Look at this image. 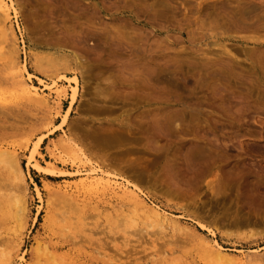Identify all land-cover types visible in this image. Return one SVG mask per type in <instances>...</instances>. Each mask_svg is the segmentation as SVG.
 <instances>
[{
  "label": "rangeland",
  "instance_id": "rangeland-1",
  "mask_svg": "<svg viewBox=\"0 0 264 264\" xmlns=\"http://www.w3.org/2000/svg\"><path fill=\"white\" fill-rule=\"evenodd\" d=\"M156 1L6 0L0 264H234L207 250L214 241L264 264L250 259L264 258V0H159L167 9ZM257 36L263 45L251 44ZM21 64L35 87L54 80L63 91L50 108L16 86ZM31 156L55 174L35 170ZM81 165L139 192L143 207L77 186ZM149 209L189 232L153 223Z\"/></svg>",
  "mask_w": 264,
  "mask_h": 264
},
{
  "label": "bare ground",
  "instance_id": "bare-ground-1",
  "mask_svg": "<svg viewBox=\"0 0 264 264\" xmlns=\"http://www.w3.org/2000/svg\"><path fill=\"white\" fill-rule=\"evenodd\" d=\"M10 1V0H9ZM159 1V0H158ZM158 1H156V2H158ZM160 1H162V0H160ZM166 1H168V0H163V2L165 3ZM169 1H171V0H169ZM262 1V0H261ZM138 2V1H137ZM155 2V1H154ZM163 2H161V4L158 2V4L159 5H161V7L163 8V7H165L166 8V6L164 5L163 6ZM172 2V1H171ZM178 2V1H177ZM177 2H175L174 1V3H177ZM188 2H189V0H188ZM238 2V1H237ZM240 2V4H241V1H239ZM252 2V0H250V4L253 6V5H255V3H257V1L253 4V2ZM11 3V2H10ZM130 3V2H129ZM146 3V2H145ZM173 3V4H174ZM218 3H219V1H218ZM224 3V2H223ZM247 3H248V5L247 6H245V9L247 10V9H249L250 8V10L251 11H256V10H258V8L257 9H254V7H251V5H249V1H247ZM125 4H127V2L125 3ZM134 4V3H133ZM136 4V3H135ZM147 4V3H146ZM145 4V5H146ZM157 4V3H156ZM169 4H171V3H169L168 2V7H172V4L169 6ZM228 4V3H227ZM233 4H235V3H233ZM239 4V5H240ZM71 5V4H70ZM69 5V6H70ZM130 5V4H129ZM152 5V4H151ZM154 5V4H153ZM152 5V6H153ZM178 5V4H177ZM242 5V4H241ZM240 5V6H241ZM75 6V5H74ZM74 6H72V8H74ZM79 6V5H78ZM131 6V5H130ZM140 6V5H139ZM154 6H156V5H154ZM239 6V7H240ZM249 6V7H248ZM10 4H8L7 2H6V0H0V11L2 12V14L6 17V18H8V16H9V10H10ZM81 7V6H80ZM132 7V6H131ZM146 7V6H145ZM148 7V6H147ZM157 7H158V5H157ZM167 7V8H168ZM174 7V6H173ZM172 7V8H173ZM228 7H230V5L228 6ZM247 7V8H246ZM68 8V7H67ZM71 8V7H70ZM126 8H127V6H126ZM137 8H139V7H137ZM142 8V7H141ZM140 8V9H141ZM164 8V9H165ZM166 8V9H167ZM171 8V9H172ZM215 8V7H214ZM241 8V7H240ZM256 8V7H255ZM69 9V8H68ZM76 9H78V7L76 8ZM97 9V8H96ZM163 9V10H164ZM175 9V8H174ZM66 10V9H65ZM72 10H74V9H71V11ZM162 10V9H161ZM178 10V9H177ZM245 10V11H246ZM70 11V12H71ZM78 11V10H77ZM76 11V12H77ZM154 11V10H153ZM152 11V12H153ZM173 11H175V10H173ZM243 11V10H242ZM241 11V12H242ZM248 11V10H247ZM251 11H249V13L251 12ZM69 12V11H68ZM177 12V11H176ZM227 12V11H226ZM233 12V11H232ZM236 12H237V10H236ZM236 12H234V13H236ZM65 13V12H64ZM91 13V12H90ZM188 13V12H187ZM257 13V12H256ZM256 13H254V14H256ZM92 14V13H91ZM155 14V13H154ZM193 14V13H192ZM236 14H238V13H236ZM235 14V15H236ZM254 14L253 13H251V15H253L254 16ZM63 15V14H62ZM66 15V14H65ZM69 15L71 16V14L69 13ZM90 15V14H89ZM96 15V14H95ZM165 15V14H164ZM218 15V14H217ZM225 15V14H224ZM246 15V14H245ZM261 15L262 14H260L259 15V17H261ZM149 16V15H148ZM206 16V15H205ZM211 16V15H210ZM221 16V15H220ZM219 16V17H220ZM230 16V19H231V16L232 15H229ZM233 16H234V14H233ZM237 16V15H236ZM241 16H243L242 15V13H241ZM75 17V16H74ZM91 17V16H90ZM139 17V16H138ZM172 17V16H171ZM208 16H206V18H207ZM212 17V16H211ZM215 17V16H214ZM217 17V16H216ZM218 17V18H219ZM251 17V16H250ZM165 18V17H164ZM168 18H170V17H168ZM167 18V19H168ZM205 18V17H204ZM210 18V17H209ZM213 18V17H212ZM221 18H223V17H221ZM241 18V17H240ZM252 18V17H251ZM264 18V17H263ZM9 19V18H8ZM156 19H159V18H156ZM198 19V18H197ZM200 19V18H199ZM203 19V18H202ZM232 19H234V21L236 22V20H235V18H232ZM231 19V20H232ZM250 19V18H249ZM259 19V18H258ZM261 19V18H260ZM175 20V19H174ZM204 20V19H203ZM210 20V19H209ZM216 20V19H215ZM218 20V19H217ZM238 20V19H237ZM244 20V19H243ZM75 20H73V22H74ZM78 21V20H77ZM82 21H84V20H82ZM122 21H123V18H122ZM127 21H128V19H127ZM242 21V20H241ZM240 21V22H241ZM247 21V20H246ZM253 21V20H252ZM252 21H250V22H252ZM67 22V21H66ZM72 22V23H73ZM124 22V21H123ZM201 22V21H200ZM199 22V23H200ZM260 22V21H259ZM262 22V21H261ZM76 23V22H75ZM89 23H91V22H89ZM118 23V22H117ZM198 23V22H197ZM203 23H204V21H203ZM232 23V22H231ZM64 24V23H63ZM78 24V23H77ZM94 24V23H93ZM128 24V23H127ZM126 24V25H127ZM196 24V23H195ZM205 24V23H204ZM235 24H237V23H235ZM235 24H233L234 26H235ZM255 24V23H254ZM61 25V24H60ZM70 25V24H69ZM73 25V24H72ZM121 25V24H120ZM201 25V24H200ZM225 25V24H224ZM257 25H259L258 23H257ZM71 26V25H70ZM77 26H79V25H77ZM81 26V25H80ZM83 26V25H82ZM86 26V25H85ZM91 26V25H90ZM198 26V25H197ZM210 26H212V24L210 25ZM217 26V25H216ZM234 26H233V28H234ZM246 26H248V25H246ZM251 26V25H250ZM262 26V25H261ZM118 27V26H117ZM128 28H129V25L127 26ZM202 28H204L203 26H201ZM201 27H200V29H201ZM209 27V26H208ZM221 27H223V25L221 26ZM226 27V26H225ZM237 27H239L240 28V25H237ZM236 27V28H237ZM254 27V26H253ZM257 28H258V26H256ZM66 28V27H65ZM71 28V27H70ZM88 28V27H87ZM93 28V27H92ZM103 28V27H102ZM105 28V27H104ZM119 28H120V26H119ZM124 28V27H123ZM137 27H135V29H136ZM197 28H199V27H197ZM205 28H206V26H205ZM224 28V27H223ZM233 28H231L230 29V31L233 29ZM241 28H243L242 26H241ZM248 28V27H247ZM252 28V27H251ZM250 28V29H251ZM73 29V28H72ZM114 29H116V28H114ZM125 29V28H124ZM123 29V30H124ZM130 29V28H129ZM207 29V28H206ZM217 29H219V28H217ZM216 29V30H217ZM228 29V28H227ZM249 29V30H250ZM65 30V29H64ZM70 29H68V31H69ZM74 30V29H73ZM77 30V29H76ZM90 30V29H89ZM93 30V29H92ZM104 30V29H103ZM131 30H133L132 28H131ZM130 30V31H131ZM138 30V29H137ZM202 30V29H201ZM234 30V29H233ZM239 30V32H240V29H238ZM245 30V29H244ZM62 31V30H61ZM72 31V30H71ZM70 31V32H71ZM81 31V30H80ZM100 31V30H99ZM102 31V30H101ZM117 31V30H116ZM120 31H121V29H120ZM136 30H134V32H135ZM195 31H197V30H195ZM200 31V30H199ZM204 31V30H203ZM217 31H219V30H217ZM257 30H255V32H256ZM4 32H6V34L8 35V36H10V38H11V41H12V44H13V46L14 45H16V40H15V36H14V33H13V31H12V28H11V26L10 27H7L6 29H5V31ZM4 32H3V34H4ZM70 32L68 33V34H70ZM103 33L105 32V31H102ZM127 32H128V30H127ZM133 32V33H134ZM137 32H139V31H136V34H137ZM226 33H227V30L225 31ZM229 32V31H228ZM232 32H234V31H232ZM236 32V31H235ZM75 33V32H74ZM106 33V32H105ZM119 33V32H118ZM132 33V34H133ZM140 33V32H139ZM220 34H221V31L219 32ZM2 34V35H3ZM60 34V33H59ZM65 34V33H64ZM71 34H72V32H71ZM78 34V33H77ZM108 34V33H107ZM106 34V35H107ZM124 34H126V33H124ZM228 34V33H227ZM252 34V33H251ZM250 34V35H251ZM66 35V34H65ZM73 35V34H72ZM84 35V34H83ZM109 35L111 36V34L109 33ZM144 35V34H143ZM142 35V36H143ZM254 35V34H253ZM260 36H261V34H259ZM59 36V35H58ZM81 36V35H80ZM109 36V37H110ZM256 36V35H255ZM254 36V37H255ZM201 37H202V35H201ZM246 37V36H245ZM247 37H249V36H247ZM262 37V36H261ZM68 38V37H67ZM98 38V37H97ZM141 38V37H140ZM257 38H258V36H257ZM69 39V38H68ZM127 39V38H126ZM260 38H258V40H254V39H251L250 40V42H251V44H254L255 46L256 45H263L262 43H261V40H259ZM108 40V39H107ZM106 40V41H107ZM120 40H122V39H120ZM119 40V41H120ZM193 40V39H192ZM196 40V39H195ZM240 40V39H239ZM109 41H112V40H108V42ZM127 41H128V39H127ZM140 41V40H139ZM113 42V41H112ZM111 42V43H112ZM130 42V41H129ZM136 42V41H135ZM134 43V42H133ZM128 44H131V42L130 43H128ZM133 45V44H132ZM112 46H113V44H112ZM114 46H116V44L114 43ZM118 46V45H117ZM116 46V47H117ZM120 46V45H119ZM131 45H129V47H130ZM150 46V45H149ZM122 47V46H121ZM134 47H135V44H134ZM140 47V46H139ZM142 47V46H141ZM148 47V46H147ZM144 48V47H143ZM149 48V47H148ZM117 49H118V47H117ZM258 49V48H257ZM115 50V49H114ZM118 50H120V49H118ZM128 50V49H127ZM138 50V49H137ZM141 50H142V48H141ZM163 50V49H162ZM168 50V49H167ZM260 50V49H259ZM148 51V50H147ZM146 51V52H147ZM158 51V50H157ZM161 51V50H160ZM223 51H225V50H223ZM116 52V51H115ZM162 52V51H161ZM160 52V53H161ZM258 52V51H257ZM260 52H262V51H260ZM135 53V52H134ZM133 53V54H134ZM201 54V53H200ZM253 54H254V51H253ZM262 54H264V52L262 53ZM216 55V54H215ZM255 55V54H254ZM138 56V55H137ZM136 56V57H137ZM159 56V55H158ZM171 56V55H170ZM218 56V55H217ZM253 56V55H252ZM252 56L250 55V57L252 58ZM259 56H260V54H259ZM264 56V55H263ZM123 57V56H122ZM133 57V56H132ZM221 57V56H220ZM134 58V57H133ZM159 58V57H158ZM167 58V57H166ZM172 58H174V57H172ZM254 58V57H253ZM152 59H153V57H152ZM170 59V58H169ZM193 59V58H192ZM210 59H212V58H210ZM219 59V58H218ZM222 59V58H221ZM134 60V59H133ZM136 60V59H135ZM175 60V59H174ZM204 60V59H203ZM214 60V59H213ZM217 60V59H216ZM223 60V59H222ZM230 60V59H229ZM251 60V59H250ZM254 60V59H253ZM218 61V60H217ZM150 62H151V60H150ZM157 62V61H156ZM155 62V64L156 65H158L159 63H156ZM162 62V61H161ZM166 62V61H165ZM202 62H204V61H202ZM215 62V61H214ZM167 63H169V62H167ZM178 63V62H177ZM213 63V62H212ZM216 63V62H215ZM228 63H230V61L228 62ZM202 64V63H201ZM224 64H227V63H225V61H224ZM164 65V64H163ZM176 65V64H175ZM205 65V64H204ZM217 66H219V64H216ZM220 65H221V63H220ZM230 65V64H229ZM159 66H161L160 64H159ZM164 66H166V65H164ZM167 66H169V64L167 65ZM166 66V67H167ZM203 66V65H202ZM212 66H214V65H212ZM227 66V65H226ZM235 66V65H234ZM21 70H20V72L19 73H17V75H15V78H17V81L15 82V84H16V86L18 87V89L19 90H21L24 94H26L27 96H29L30 98H32L36 103H39L40 105H42L44 108H50L51 107V104H52V102L56 99V98H58L59 97V95L63 92L62 90H59V88L57 87V83L53 80V82H51L50 84H45L42 80H40L39 79V81H38V86L39 87H41L42 88V90L40 89V88H37V87H35L33 84H32V82H31V78H33L28 72H27V70H26V68L24 67V64H21ZM121 67V66H120ZM126 67V66H125ZM132 67L133 66H131V69H132ZM165 67V68H166ZM169 67H171V66H169ZM201 67V66H200ZM221 67V66H220ZM224 67V66H223ZM228 67V66H227ZM128 68V67H127ZM153 68V67H152ZM163 68V67H162ZM176 68V67H175ZM226 68V67H225ZM130 69V68H129ZM141 69H143V68H141ZM174 69V68H173ZM127 70V69H126ZM138 70V69H137ZM140 70V69H139ZM146 70V69H145ZM144 70V71H145ZM149 70V69H148ZM154 70H156V68L154 69ZM218 70V69H217ZM151 72L153 71V70H150ZM162 71V70H161ZM172 71V70H171ZM171 71H169V72H171ZM207 71V70H206ZM209 71V70H208ZM212 71V70H211ZM229 71L231 72V69L229 68ZM136 72V71H135ZM134 72V73H135ZM138 72V71H137ZM149 72V71H148ZM156 72V71H155ZM154 72V73H155ZM165 72H167L166 71V69H165ZM215 72V71H214ZM223 72H225V71H223ZM263 72V71H262ZM140 73V72H139ZM139 73H137L136 75H138ZM141 73H143V72H141ZM163 73V72H162ZM218 73V72H217ZM229 74V72H226V73H223V74ZM236 73V72H235ZM234 73V74H235ZM260 73V72H259ZM133 74V73H132ZM148 74V73H147ZM150 74V73H149ZM156 74V73H155ZM155 74H153L154 76H155ZM168 74V73H167ZM174 75H175V73H173ZM199 74V73H198ZM201 74V73H200ZM206 74V73H205ZM151 75V74H150ZM150 75H148L149 76V78H150ZM156 75H159V74H156ZM173 75V76H174ZM197 75V74H196ZM214 75V74H213ZM141 76V75H140ZM167 76V75H166ZM171 76V75H170ZM178 76V75H177ZM202 76H205V75H202ZM217 76H219V75H217ZM216 76V77H217ZM231 76V75H230ZM235 76H237V75H235ZM135 77V76H134ZM152 77V76H151ZM158 76H156L155 78H157ZM199 77V76H198ZM208 77V76H207ZM225 77H227V76H225ZM240 77V76H239ZM130 78V77H129ZM139 78H141V77H139ZM139 78H137V79H139ZM143 78V77H142ZM145 78V77H144ZM148 78V79H149ZM154 78V79H155ZM214 78H215V76H214ZM241 78V77H240ZM158 79V78H157ZM203 79V81H204V78H202ZM209 79V78H208ZM149 80H151V79H149ZM153 80V79H152ZM198 80V79H197ZM213 80V79H212ZM207 81V80H206ZM211 81V80H210ZM222 81V80H221ZM143 82V81H142ZM149 82V81H148ZM204 83H206L205 81H204ZM150 84V83H149ZM151 84H152V82H151ZM207 84V83H206ZM211 84V83H210ZM71 86V89L73 90V94L71 95V100L73 101L74 99H75V86L77 85V80L76 79H73V81H72V83L70 84ZM203 85H205V84H203ZM153 86V85H152ZM200 88V87H199ZM198 88V89H199ZM44 92H47V94H45L44 95ZM26 96V97H27ZM170 113V112H169ZM169 115H171V114H169ZM66 116H67V112H66V114L63 116V119H62V124L65 122V120H66ZM154 118V117H153ZM155 119H156V117H155ZM160 123V122H159ZM40 142V141H39ZM39 145V143H37L36 145H35V147H34V149H33V151H32V153H35L36 152V150H37V146ZM63 151H66L67 152V154H70L71 152H73L72 151V148L71 147H65V148H63ZM32 155H34V154H32ZM2 156H3V158H6L7 156H8V154H2ZM37 158V157H36ZM31 160H32V166H33V168L35 169V170H37V171H40V172H44V173H46L47 175H50V176H53L54 174H55V170H54V168H51V167H43L42 165H40L38 162H36L35 161V159H34V157L33 156H31V158H30ZM75 159V158H74ZM6 160V159H5ZM10 160V159H9ZM34 161V162H33ZM72 162V161H71ZM4 163V162H3ZM41 163V162H40ZM62 163H64V162H62ZM74 164V163H73ZM17 167V166H16ZM9 170H11L10 168H9ZM15 170V169H14ZM76 173H75V175L76 176H84L85 178H84V180H81L78 184H77V186H79V185H81V186H84L85 184L88 186V188H90V189H92V188H97V187H102V188H104L106 191H109V192H111V193H113V194H120L123 198H126V199H128L129 201H131V202H133L135 205H137L138 207H143V203H142V201H141V198H140V194H139V192H137V191H134V190H132V189H129L126 185H122L121 183H117V182H115L114 180H112L110 177H108V176H106V175H104L102 172H100L99 170H97V169H95V168H88V166H85V165H81V166H77V171H75ZM22 173V172H21ZM64 173V172H63ZM15 174V173H14ZM70 174V173H69ZM63 175H65V174H63ZM121 184V185H120ZM68 188H70L69 186H64V187H60V190H65V189H68ZM14 200H18V199H14ZM24 204V203H23ZM21 205H22V203H21ZM145 205V204H144ZM11 205H9L8 207H10ZM142 210V209H141ZM164 213V212H163ZM163 213H160L157 209H149L147 212H146V214H147V216H148V218L151 220V221H153V223L155 222V223H157L158 225H160L161 227H163V226H165V225H169V226H176L179 230H182V231H184V232H189V230L188 229H186V228H184V227H182L181 225H180V222L178 221V220H173V219H169L168 218V216H167V213L165 214H163ZM152 224V223H151ZM199 228L200 229H202V230H204V231H206V232H208V234H209V236H213L212 235V233H209L210 231H208V229H206L203 225H200L199 226ZM11 231H13V229H11ZM15 234V233H14ZM208 244V243H207ZM38 245V244H37ZM207 246V245H206ZM151 248H153L154 249V247L152 246ZM160 250V249H159ZM158 250V251H159ZM207 250L212 254V255H214L215 257H218V258H222V259H225L226 260V262H227V259H228V262H232V263H234V264H245L246 263V259L247 258H249V257H247V255L246 256H242V255H239V256H235V255H230L227 251L228 250H226V249H224V248H222V247H220L219 245H218V243L217 242H213V243H211V244H209L208 246H207ZM150 251V250H149ZM158 251H156L155 249L151 252L152 254H156ZM253 252H256V253H258V251H253ZM142 253V252H141ZM256 253H255V255H256ZM131 254V253H130ZM151 255V254H150ZM159 255H160V253H159ZM159 257V256H158ZM114 259V258H113ZM116 259V258H115ZM250 259H254V260H259V261H263L264 260V258L262 259L261 257H258V256H254V257H252V258H250ZM249 260V259H248ZM118 261V260H117ZM112 263H114V262H112ZM118 263V262H117ZM119 264V263H118ZM121 264V263H120Z\"/></svg>",
  "mask_w": 264,
  "mask_h": 264
}]
</instances>
